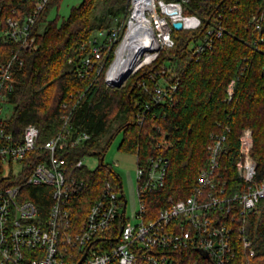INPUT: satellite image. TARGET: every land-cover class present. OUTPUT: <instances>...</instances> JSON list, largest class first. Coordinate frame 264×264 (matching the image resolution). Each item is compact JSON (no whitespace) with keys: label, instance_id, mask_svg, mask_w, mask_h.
<instances>
[{"label":"built area","instance_id":"2783aa9c","mask_svg":"<svg viewBox=\"0 0 264 264\" xmlns=\"http://www.w3.org/2000/svg\"><path fill=\"white\" fill-rule=\"evenodd\" d=\"M188 1L130 0L124 24L101 29L82 43L81 49L88 50L77 63V74L84 77L101 71L103 60L123 29L122 40L125 37L136 8L150 27L152 49L148 52L150 59L135 72L151 64L161 49L174 45L173 22H181L182 30H196L203 24L199 16L186 12ZM50 2L21 0V6L12 8L9 15L2 17L0 12V264H241L235 232L246 257H253L255 251L244 234L243 223L264 199V170L258 169L252 155L250 128L242 129L238 137L234 165L238 183L232 184L226 177L227 163L222 157L226 133L211 132L205 165L188 196L176 200L169 197L166 205L154 213L149 211L147 195L164 187L168 161L159 154L140 159L134 153L138 198L135 222L126 216L119 177L106 179L82 222L74 221L72 207L84 181L70 172L65 154L83 146L90 135L75 130L69 112L61 115L59 130L39 143L35 125H26L19 134L10 125L11 116L5 113L14 71L25 65V52L36 49L47 21L41 18ZM262 19V15H252L255 29H262ZM205 25L203 35L187 46L196 60L211 51L223 35L222 13L217 11ZM105 83L109 84L107 74ZM234 85L232 79L225 89L228 99ZM166 88L164 83L154 88L155 102L164 100ZM175 88L176 83L169 85V91ZM62 106L66 108V104ZM142 115L138 113L137 119ZM82 158L75 167H84ZM32 188H38L35 194L42 202L34 199ZM237 220L240 224L235 227Z\"/></svg>","mask_w":264,"mask_h":264},{"label":"trees","instance_id":"16d2710c","mask_svg":"<svg viewBox=\"0 0 264 264\" xmlns=\"http://www.w3.org/2000/svg\"><path fill=\"white\" fill-rule=\"evenodd\" d=\"M59 2L51 0L42 21L47 20ZM129 5L130 0H81L60 23L58 17L48 19L36 49L26 51L25 65L14 71L13 89L8 93L13 106L9 121L17 133L33 124L41 143L59 130L61 115L70 112L75 130L90 135L83 146L65 154L70 172L84 181L72 207V217L78 223L105 180L118 177L103 164V156L120 132L123 138L119 148L123 151L137 153L140 159L159 154L168 161L164 187L147 195V207L153 213L166 205L169 197L184 198L193 190L199 170L205 165L211 132L226 133L222 157L227 163L226 177L230 183H238L234 165L238 137L244 128L252 130V155L258 169L264 170V31L255 29L251 22L253 14L262 15L264 26V0H189L186 12L199 16L203 24L196 30L173 28L174 45L161 49L157 58L139 68L128 83L107 86L104 79L124 29L103 60L101 71L79 76L77 63L88 50L81 49L82 43L88 42L95 31L108 29L112 20L116 24L124 20ZM20 6L21 0H0L2 17ZM217 11L222 13L223 35L211 51L196 60L187 46L203 35L205 21ZM232 79H235L234 92L228 99L225 89ZM142 81L145 86L141 85ZM163 83L168 94L163 101L155 102L154 88ZM175 83V90L169 91V85ZM142 112L138 120L137 114ZM85 155L99 157L96 171L74 166ZM32 189L34 199L42 202L35 194L38 188ZM238 223L239 220L234 226ZM243 226L255 254L246 257L235 232L238 262L264 264V199L255 213L246 217Z\"/></svg>","mask_w":264,"mask_h":264},{"label":"rangeland","instance_id":"374dc122","mask_svg":"<svg viewBox=\"0 0 264 264\" xmlns=\"http://www.w3.org/2000/svg\"><path fill=\"white\" fill-rule=\"evenodd\" d=\"M80 2L81 0H60L59 4L52 8L50 14L48 15L47 20L48 19L53 20L56 17H58L57 22L60 23L64 18L68 16L70 9L78 5ZM100 13H101V7L99 6L97 8V14L99 15ZM128 14L124 18V20H121L119 24H122V23L124 24L126 22ZM116 23L117 21L115 19L112 20L110 22L109 28L117 25ZM97 31H95L94 34H96ZM122 41H120L115 47L113 51V57L110 58L108 65L105 69V72H104L105 82H106V74L108 75L107 72L109 71V68L111 67L112 63L114 62L116 58L117 48L119 47ZM166 64H169V62H166ZM134 73H135V69L129 73L125 81L127 82V80L131 78ZM125 81L121 85H124ZM105 84L107 86H114L111 83L109 84L105 83ZM6 111L7 112L5 113L8 116L12 115L13 106L11 105V103L6 104ZM122 138H123L122 132L114 136L111 143L105 150V153L103 156V164L110 166L111 169L118 175L120 182H121L122 193L126 200V216L128 217L129 221H131V223H134L136 220L134 218V214L138 210V198H137V192H136L137 182H136V176H135L136 156L134 153L125 152L119 148ZM82 165L85 168H87L88 171L94 172L100 166L99 157L97 155H85L82 158ZM14 168H18V165H15Z\"/></svg>","mask_w":264,"mask_h":264},{"label":"bare ground","instance_id":"6f19581e","mask_svg":"<svg viewBox=\"0 0 264 264\" xmlns=\"http://www.w3.org/2000/svg\"><path fill=\"white\" fill-rule=\"evenodd\" d=\"M151 30L136 8L129 29L117 48L116 58L109 68L107 81L111 84L150 59L152 49Z\"/></svg>","mask_w":264,"mask_h":264},{"label":"water","instance_id":"95a60500","mask_svg":"<svg viewBox=\"0 0 264 264\" xmlns=\"http://www.w3.org/2000/svg\"><path fill=\"white\" fill-rule=\"evenodd\" d=\"M172 26L175 29H177V30H180L182 28V24L179 21L173 22L172 23ZM261 30L264 31V26L262 27ZM130 72L131 71H129L125 76L120 77L117 82L113 83V85L114 86H117V87L121 86V84L125 81V79L128 77V75H129Z\"/></svg>","mask_w":264,"mask_h":264}]
</instances>
